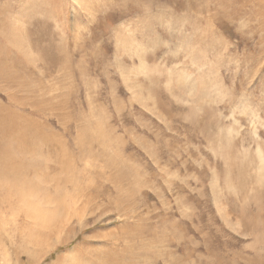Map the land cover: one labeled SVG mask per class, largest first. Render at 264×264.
<instances>
[{"label":"rangeland","instance_id":"374dc122","mask_svg":"<svg viewBox=\"0 0 264 264\" xmlns=\"http://www.w3.org/2000/svg\"><path fill=\"white\" fill-rule=\"evenodd\" d=\"M118 258L264 264V0H0V264Z\"/></svg>","mask_w":264,"mask_h":264},{"label":"bare ground","instance_id":"6f19581e","mask_svg":"<svg viewBox=\"0 0 264 264\" xmlns=\"http://www.w3.org/2000/svg\"><path fill=\"white\" fill-rule=\"evenodd\" d=\"M22 185V184H21ZM11 190V189H10ZM13 193H14V191H12ZM10 193V192H9ZM119 260H121L124 264H129L128 263V261L126 262L125 260H123V259H120V258H118ZM113 261V260H112Z\"/></svg>","mask_w":264,"mask_h":264}]
</instances>
